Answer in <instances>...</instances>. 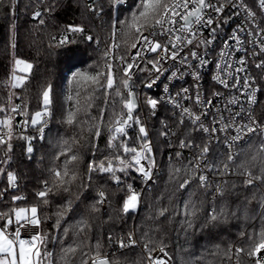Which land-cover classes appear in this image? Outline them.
<instances>
[{
  "label": "trees",
  "instance_id": "1",
  "mask_svg": "<svg viewBox=\"0 0 264 264\" xmlns=\"http://www.w3.org/2000/svg\"><path fill=\"white\" fill-rule=\"evenodd\" d=\"M133 2L129 0L126 5L113 7L109 0H95L94 7H102V12L89 11L87 0H15L11 8L12 0H4V4L0 5V108L5 109L0 112V117L4 119L9 116L11 109L21 103L26 117L31 121L35 112L43 110L42 91L48 85L52 88L51 115L48 116L49 126L44 130L43 138L35 136V131L41 125H32L28 133H18L10 143L3 145V157L8 145H11L13 163L3 174L0 213H11L14 220L13 209L36 206L41 221L39 233L48 237L41 251L46 248L52 253V264H65L62 250L69 245L78 247L74 255H69L68 264H81L83 260L89 264L97 253V243L100 245V254L108 255L113 263L146 264L138 249H118L119 239H126L130 234L152 249L163 246L174 264H234L236 258L240 264H252L248 252L258 242L259 233L264 228L259 207L264 184L257 181L245 187L246 177L240 173L248 169L254 175L261 174L264 134L253 136L247 145L241 147L233 161H228V156L220 154L217 147L214 148L216 158L213 160L218 164L219 178L225 179L221 183L225 194L221 197L216 195L214 184H210L207 191L199 187L190 158L177 154L169 157V143H163L160 134L167 132L164 120L175 125L177 134H174L173 140L177 145L182 140L189 141L191 137H198V133L187 123L179 124L171 120L170 111L159 104L155 115L150 112L146 115L150 129L148 140L153 143L161 168L157 183L144 188L131 170L116 173L124 181L119 187L108 174L93 172L91 180L88 179L90 162L98 164L112 158L114 154L124 155L122 148L108 147L107 131L109 119H115L113 112L118 115L122 110L126 111L123 109L122 97H126L127 92L120 83L124 75L116 61H112L109 55L105 56V52L113 53L116 59L128 56L131 44L135 42V34L125 35L127 28L119 22L130 15L128 9ZM248 2L258 12V0ZM36 11L41 12L38 19L33 18ZM260 17L264 23V15L260 13ZM39 19H43L44 23L40 24ZM70 25L82 27L83 32H68ZM65 36L69 42L61 45L60 40ZM88 36L93 39L89 41ZM114 44L118 47H113ZM14 58L30 62L32 69L25 85L16 88L12 98L10 81ZM107 64L112 65L115 81L113 89L106 91L100 87L106 84L104 77L100 78V85L72 80L73 74L77 72L89 75L104 73L106 76ZM116 87L120 88L121 96L116 95ZM146 94L143 93V96ZM69 95L72 100H68ZM89 103L91 107H88ZM101 109L105 110L104 126L97 139L93 125L99 119ZM69 111L76 112L72 124L66 122ZM257 116L264 125V77L261 79V100ZM139 126L136 124L127 133V137L115 143L119 144L121 139H126L129 147L139 150ZM28 138H31L30 143L34 141L30 155L27 153ZM62 149L65 155L60 154ZM72 155L78 159L72 161L68 168L70 175L75 173L76 179L64 186H54L53 170H63L64 161ZM127 159L131 160V154L127 155ZM225 163L229 165L227 171L223 168ZM176 169L180 171L176 172ZM8 173L16 177V190L9 189ZM184 180H189V184L180 189L179 184ZM46 181L52 190L42 199L37 193L45 191ZM128 184L141 191L142 195L138 209L125 214L121 209L128 195ZM100 191L105 194L103 204L96 203ZM193 192L195 195H192ZM20 193L26 199L14 201L13 197ZM254 193L256 198L252 199ZM190 199L199 211L194 218V226L187 228L182 222L185 220L184 205ZM69 200L72 201L71 210L63 214L57 226V210L64 208ZM94 204L98 211L93 210ZM224 206L228 211L226 218L216 222L207 221L213 207L219 210ZM164 209L167 211L161 216L160 212ZM233 212L236 215L233 216ZM81 219L88 224L83 232L74 227ZM0 222L4 224V220ZM10 227L13 231V226ZM64 229H68L67 235ZM236 249L243 251L237 255ZM44 264H48V261Z\"/></svg>",
  "mask_w": 264,
  "mask_h": 264
},
{
  "label": "snow or ice",
  "instance_id": "2",
  "mask_svg": "<svg viewBox=\"0 0 264 264\" xmlns=\"http://www.w3.org/2000/svg\"><path fill=\"white\" fill-rule=\"evenodd\" d=\"M15 0H12V4L10 5V8L14 6ZM129 3V0H109V4L113 7L115 6H122ZM4 4V0H0V5ZM95 4V0H93V5ZM190 4L192 5L191 10H188L190 7ZM93 5H89L88 9L89 11L93 12H102L103 8L100 7L97 9ZM232 6L235 7V0H232ZM259 8L261 11H264V0H259ZM225 9V4H217L213 3V0H134L133 3H131L129 7V16L125 17L123 21H120L119 23L121 25H124L127 28V31L125 35H132L135 34V42L131 44V48L135 49L137 48V45L143 41V44L147 51L150 52H157L160 50L163 54L158 55L156 59L150 60L149 63L152 65V70H154L157 75L155 79H153L151 82L147 83L145 86L148 88H152L156 82L160 79V75L165 71V69L162 68L161 63L162 61L166 59L170 60H176L178 57H180L181 64H188L189 56L196 61H198V64L200 67H203L210 63L208 60H206L203 56H201L198 51L189 50V56H180V46H187V45H193L196 48H199L200 45H204V47L207 49L209 45L213 44L214 40L216 39V33L219 30L220 23L217 21V27H212L214 23V16L213 13H222ZM246 15L250 18H252L253 22H255V16L256 13L253 12L251 9H249L246 5L244 6ZM49 11L51 9H48ZM183 10V11H181ZM209 10V11H205ZM41 17V12L36 11L33 14L34 19H38ZM176 17H180V19L183 21V24L180 26V28H176L175 25L177 23ZM194 18V19H193ZM40 24L44 23L43 19H39ZM225 23H227V20H224ZM169 25V27H165V25ZM193 24H195L197 27L193 28ZM159 27L161 29L160 34H172L171 38L169 39V44H171V50L169 49L168 45H162L158 41H153L148 38V36L144 35L145 31H149L150 35H156L155 29ZM257 28H259V25H256ZM207 29L209 32V38H205L201 35H199L200 29ZM68 32H83V28L80 26H68L67 28ZM180 32H189L190 35H175V33ZM260 32H264V28L260 29ZM257 33L255 31L249 32V36H255ZM113 36H115V32H113ZM87 39L91 41L93 39L92 36H88ZM230 39L236 40L237 44H240L239 51H244L243 42L239 39V37L235 34V31L230 37ZM68 38L65 36L60 40V44L63 45L65 43H68ZM249 43H254V41H249ZM261 43V51L264 52V40L260 41ZM226 46L227 41L225 42ZM113 47H118V45H113ZM230 47V46H228ZM226 54L221 52L220 55L224 56ZM109 55L108 52H105V56ZM141 56V52L137 51L135 55L133 56V61L135 62L137 57ZM123 60V57H121ZM240 65H244L246 61L244 59H240L238 61ZM15 64L17 67L23 65V71H28L32 68V64L26 63L23 60H16ZM191 67V65H189ZM264 66V62L262 64L257 65V67ZM108 72L105 76L104 73H97L96 75H89L85 72H77L73 74L72 80L77 81L80 83V81H83L84 84L88 85H100V78L104 77L106 79V84L100 85V87L105 88L107 91L108 89L114 88V77L112 74V65L107 64L106 65ZM134 67V63H128L123 68L124 78L121 80V84L123 88L129 89L127 92L126 97H122V104L123 109L126 111H121L118 115L113 112V116H115V119H109L107 131L109 132V140H108V147L109 148H122L124 155H118L114 154L112 158H108L105 160L100 161L98 164L93 161L90 162L88 165V172L89 181L91 180V173L98 172L100 174H108L109 178L114 180L116 185L119 187L121 183H124V181L121 180V177L118 176L116 173H127L130 168H134L136 172L140 174V177L147 182L148 180L152 179V169L156 167V161L154 157L152 156V142L148 140V131L147 129L141 124L140 118L137 116L135 119L133 118V112L136 108V102H135V95L130 90L131 85L129 81L131 80L130 70ZM216 67L220 70V72H223L225 68L231 69L232 66L226 64L224 68H222L219 64L216 65ZM244 68H236L234 69L235 72H241ZM199 72V68L197 67L195 71L193 72L194 76H197V79L199 78L197 73ZM231 75V73H229ZM173 76H175V73H173ZM79 78V80L77 79ZM214 79L219 80L220 83L224 84L225 87H227V82L220 78L219 74L214 77ZM26 77L18 76L15 74V71L13 72L12 79L10 81L11 87L13 88H21L25 85ZM248 85L246 84L245 87ZM164 90L167 92L168 85H164ZM185 92H187V89H184ZM115 93L117 96H121V91L119 87L115 88ZM79 96V93H77ZM218 95V93H217ZM11 99V97H9ZM68 100H72V96H68ZM42 102H43V110L36 112L35 115L31 118V125L36 126L40 124L41 126L38 128V132L40 133V138H43V132H44V125H46L47 121L43 120L42 118L46 116L51 115V105H52V88L51 85H48L43 91H42ZM197 102L199 101V95H197ZM234 103L235 101H230ZM255 103V97L251 98V101ZM105 103L107 104V98L105 100ZM147 103L151 106L153 109V115H155V108L157 106L158 101L156 99L149 98ZM77 105H79V101L77 100ZM88 107H91V104H88ZM19 106L13 107L11 109L12 112L16 113L18 112ZM79 106L77 107V111H79ZM5 111L4 108H0V112ZM104 109L100 110V116L97 122L93 125L95 132L94 135L98 139L101 135V128L104 126ZM188 114L190 117L193 115L188 109H183V112L181 114V120L180 123L183 124V115ZM76 112L69 111L68 116L66 118V122L68 124H72L75 120ZM96 119V118H93ZM200 117L195 116L193 119V123H196L199 121ZM132 122L134 124L140 125L139 126V135L137 137L138 140L141 141L139 150L136 147H129L128 141L126 139H121L120 143H115L118 139L127 137V129L131 127L132 125L129 123ZM27 123V121L25 122ZM253 125H256L255 120L252 118V116H249V124L244 125L243 127L246 128L248 133H253L256 131L258 125L255 127ZM0 126H7L9 131L7 135L9 136V139L11 138V132H12V122L11 117L0 120ZM201 128L203 131L208 132L209 129L203 128L201 125ZM221 131H224V128L220 129ZM212 131H216L215 128L212 129ZM238 134L235 137H232V141L240 140L242 137L239 135V129L237 130ZM264 132V130H262ZM162 136H167L168 132H161ZM174 134V133H173ZM29 139V145L27 147V153L30 155L33 151V148L31 146ZM5 140L3 136H0V144H4ZM65 144L67 141L64 142ZM181 147H187L190 146L189 143H186L185 141H180ZM9 149L11 148V145H8ZM262 150H264V142H262L261 145ZM208 152L207 146L203 148V150L200 153V156L203 157ZM61 155H65L64 150H61ZM131 154V160L127 159V155ZM177 156H179V153H177ZM59 157H57L58 159ZM78 157L76 155H72L70 157H67L64 161L63 170H53V176L55 177V180L53 181L54 186L60 187L67 184H70L73 180L76 179L75 173H72L70 175L68 165L72 161H76ZM255 160L256 157H253ZM142 161H145L146 163H142ZM228 161H233V154L230 152L228 155ZM118 164V166H116ZM199 168V165L196 166ZM229 165L227 163L224 164L223 168L224 171L228 170ZM176 172H179V169L175 170ZM261 174L260 175H254L250 170L245 169L243 172H241V175H244L246 178L244 180L245 187L252 186L256 184L257 181H259L261 184H264V161H262V167L260 169ZM16 177L12 173H8V180L10 184H14ZM199 187L203 188L205 191H207V188L210 187L207 181V177L205 175H199ZM189 184V180H184L179 184L180 189L186 188V186ZM52 189L49 188L48 182H45V191H40L37 193V195L40 198H45L49 191ZM65 191L68 189L65 187ZM128 195L126 196L123 207L121 211L125 214L129 213V211H135L140 203V193H138L135 189H133L131 184L127 185ZM216 195L223 197L225 192L224 189L221 188L219 185L216 186ZM99 200H97V204H103L105 201V194L103 191L99 192ZM192 195H195V192L192 193ZM255 193L253 194L252 199H255ZM23 199V197H13V200H19ZM45 203H47V200H44ZM251 201H249L250 203ZM72 201L69 200L67 202V205L64 208L57 210V226H59V220L65 214L67 211L71 210ZM185 207V220L182 222L184 225L187 226V228H192L194 226V218L197 216V212L199 211V208L197 205L191 201V199L184 205ZM259 207L261 208L260 212V218L262 223H264V194L260 196L259 199ZM93 210H97L96 204L92 205ZM30 211V216L27 215V213ZM167 210H161L160 215L163 216ZM245 216L247 217V209L245 208ZM12 212H14L15 221H13L12 214L11 213H0V220H4V224L0 225V264H44V262L47 260L48 264H52L51 257L52 253L48 252L45 248L44 251H41L42 246H44L47 241L48 237L46 235H41L39 232H36L35 234H32L28 236V233L33 232L34 228H38L41 221L40 217L38 216V208L36 206H32L30 209L27 208H17L13 209ZM233 216L236 215L235 212L231 213ZM228 215V211L226 206L219 208V210L215 207L212 208L211 212L207 216V221L216 222L223 218H226ZM17 225L13 231L9 232V227L13 225V223ZM79 232H83L88 228V224L86 220L81 219L77 222V225H75ZM22 230L25 232V238H22ZM65 235L68 233V229H64ZM111 240V237H109ZM136 241L132 239L131 234L129 235V243L126 244L123 240L120 241V247H129L130 245H135ZM78 247V246H77ZM77 247H73L72 245H69L67 248H64L63 251V259L65 261V264H68V257L70 254H75L77 251ZM100 245L97 243V253L94 257L91 258L92 264H113L112 261L107 256H102L100 252L98 251ZM145 250L149 253L148 259L149 264H170L171 258L169 257L167 260L161 259L159 257L153 258L151 256V252L154 250L149 247L148 244L144 245ZM264 250V228H262L261 232L259 233L258 242H255L253 244V247L248 252L249 256H259L260 258L255 261V264H264V256H260L261 251ZM160 251L164 252L165 256H168L167 252L164 251V247H160ZM243 249H236L237 254L242 252ZM81 264H88L87 260H83Z\"/></svg>",
  "mask_w": 264,
  "mask_h": 264
},
{
  "label": "built area",
  "instance_id": "3",
  "mask_svg": "<svg viewBox=\"0 0 264 264\" xmlns=\"http://www.w3.org/2000/svg\"><path fill=\"white\" fill-rule=\"evenodd\" d=\"M88 5H93V0H87ZM213 3L225 4V9L222 13H213L214 23L212 27H217V21L220 23L219 30L216 33V39L213 44L209 45L206 49L204 45H200L199 48H196L193 45L183 46L181 45L180 56H189V50L198 51V53L203 56L210 63L200 67L198 61L189 56L188 64H181L180 57L176 60L166 59L162 61L161 66L165 71L160 75V79L152 88H148L145 85L155 79L157 73L152 70V65L149 63L150 60H154L158 55L163 53L158 50L157 52L147 51L143 41L137 45V48H131L127 57L116 59L113 53H109V58L112 61H116V64L120 71L123 73V68L128 63H134V67L130 70L131 75V88L130 90L134 93L137 99L138 111L133 114V118L139 117L140 122L142 121L143 126L148 131V138L150 137V129L148 127L146 115L147 112L153 113V109L147 103L148 99H156L158 101L155 108V114L158 110V105H163L166 109L170 111V119L177 121L179 124L181 120V114L183 109H188L193 115L190 117L188 114L183 115V124L187 123L194 128V132L198 133V137H191V139L184 140L186 143H189L190 146L181 147L177 145L175 140H173L174 134H177V130L174 124L168 120L163 121V125L167 127V136L162 137V142H168V155L169 157L174 154L179 153V155L186 156L191 159L193 163L194 172L197 175H205L207 177L208 184H214L215 186H223L225 179L219 178L218 164L214 162L213 158H216L214 153V148H218L220 154L229 155L231 152L233 154V159L238 156L241 147L247 145L253 136L258 134H264V125L261 123L257 116L258 107L261 100V79L264 77V66L257 67V65L264 62V52L261 51V40H264V32H260L261 28H264V23L261 20L260 13L264 15V11H261L259 8L258 0V12L250 5L248 0H235V7L232 6V0H213ZM247 6L253 12L256 13L255 22L252 18L246 15L244 6ZM94 6V5H93ZM192 5L188 10H191ZM183 11V10H181ZM206 12L209 10H205ZM194 19V18H193ZM227 20V23L224 20ZM177 23L176 28H180L183 24V21L180 17H176ZM259 25V28L256 25ZM169 27V25H165ZM197 27L193 24V28ZM156 35H150L149 31H145L144 35L148 36L150 40L158 41L162 45H168L171 50V44H169V39L172 34L161 35V29L157 27L155 29ZM239 37L243 42L244 51H239L240 44L236 43V40L230 39L233 33ZM255 31L257 35L249 36V32ZM175 35H190L189 32L180 33L177 32ZM199 35L209 38V32L207 29H200ZM227 41L226 46L225 42ZM249 41H254V43H249ZM137 51L141 52V56L137 57L135 62L133 61V56ZM230 53L224 56H221V52ZM244 59L246 63L240 65L238 61ZM219 64L222 68L226 64L231 65L232 68H225L223 72L216 67ZM191 65V67L189 66ZM199 68L197 76L193 75V72L196 68ZM243 67L244 70L241 72H235L234 69ZM175 73V76H173ZM231 73V75L229 74ZM219 74L220 78L227 82V87L224 84L220 83L219 80L214 79L215 76ZM124 75V73H123ZM168 85V90L165 92L164 85ZM248 85L245 87V85ZM187 89V92L184 91ZM129 91V90H128ZM143 93L150 94V96L145 98ZM218 93V95H217ZM197 95H199V101L197 102ZM255 97V103L250 102L251 98ZM235 101L234 103L230 101ZM19 106V111L14 113L11 111L10 116L12 122V132L11 138L7 135L9 129L7 126H0V136L4 137L5 143H10L14 136L18 133H28L31 129V121L26 117L22 104L15 105ZM255 120L257 127L256 131L253 133H248L244 125L249 124V116ZM195 116H199L200 119L196 123H193ZM8 117V118H9ZM48 116L43 117V120L47 121ZM0 120H4L3 117H0ZM27 121V123H25ZM132 126L127 129V133L134 129L135 125L132 122H129ZM203 128L209 129L208 132L202 130ZM256 125H253L254 127ZM49 126L48 123L44 125V130ZM215 128L216 131H212ZM224 128V131L220 129ZM239 129V135L242 137L240 140L232 141V137L237 136ZM174 133V134H173ZM44 134V132H43ZM35 136L40 137L38 130L35 131ZM151 141V140H150ZM34 141H32L31 146ZM152 142V141H151ZM0 144V174H2V179L0 181V201L3 200V174H5L9 166L13 163V155L11 148L7 147V152L3 157V145ZM180 144V143H179ZM207 146L208 152L203 157L200 156L203 148ZM152 156L156 161V167L152 169V179L145 182L138 172L134 168L130 170L134 172L140 181L143 184L144 188H149L152 185L157 183L158 175L161 173V168L156 158L155 148L152 143ZM142 163H146L142 161ZM219 163V161L217 162ZM197 164L199 168H197ZM45 186V184H44ZM52 186V184L50 185ZM18 187L17 182L14 184L9 183L10 190H16ZM140 193L142 192L138 189H135ZM16 197H23V199L15 201H23L26 199V196L23 193L18 194ZM140 205V203H139ZM15 221V219L13 220ZM0 225H3L0 222ZM13 228L17 225L13 223ZM39 232V227L34 228L33 232L28 233L30 236ZM22 238H25V232L22 230ZM132 239L136 241L135 245H130L129 247H120V241L123 240L126 244L129 243V237L124 239L121 238L118 241V249L126 250L128 248L138 249L143 257L146 260V264H149L148 255L149 253L145 250L144 245L139 242L137 237L133 234L131 235ZM165 252H167L164 249ZM241 253V252H240ZM239 253V254H240ZM168 254V253H167ZM238 255V254H237ZM107 256L108 255H102ZM153 258L159 257L161 259L167 260L170 256H165L164 252L160 251V248L154 249L151 252ZM260 256H264V250L261 251ZM171 258V257H170ZM259 256H251L252 264H255V261L259 259ZM89 264H92L90 261ZM170 264H174L172 259ZM234 264H240L237 261V258L234 261Z\"/></svg>",
  "mask_w": 264,
  "mask_h": 264
},
{
  "label": "rangeland",
  "instance_id": "4",
  "mask_svg": "<svg viewBox=\"0 0 264 264\" xmlns=\"http://www.w3.org/2000/svg\"><path fill=\"white\" fill-rule=\"evenodd\" d=\"M131 50V49H130ZM16 60H22V59H19V58H14L13 59V72L15 71V74L16 75H18V76H22V77H26V79H27V76L30 74V72H31V69L30 70H28V71H23L22 69H23V65H21V66H19V67H17L16 66V64H15V61ZM23 61H25L26 63H30V62H28V61H26V60H23ZM31 64V63H30ZM13 72H12V75H13ZM11 79H12V77H11ZM11 85V84H10ZM15 89L16 88H13V87H11V96H12V98H14V96H15ZM151 95H152V93H150ZM150 94H146L145 95V98H147L148 99V97L150 96ZM13 106H14V104H13ZM15 107V106H14ZM37 112H39V111H37ZM36 113V112H35ZM35 113H34V115H35ZM33 115V116H34ZM10 116V115H9ZM9 116H7V117H5L4 118V120L5 119H7ZM43 119V118H42ZM38 125H40V124H38ZM37 126V125H36ZM131 169V168H130ZM129 169V170H130ZM1 179H2V174H0V181H1ZM138 207H139V205H138ZM138 207H137V209H138ZM136 209V210H137ZM27 215L28 216H30L31 214H30V211L27 213ZM9 232H11L12 231V228L11 227H9Z\"/></svg>",
  "mask_w": 264,
  "mask_h": 264
},
{
  "label": "water",
  "instance_id": "5",
  "mask_svg": "<svg viewBox=\"0 0 264 264\" xmlns=\"http://www.w3.org/2000/svg\"><path fill=\"white\" fill-rule=\"evenodd\" d=\"M129 83H130V85H131V81H129ZM124 90H125L126 92H128L129 89H125V88H124ZM135 102H136V108L134 109L133 114H135V113L138 111V104H137L136 96H135ZM110 261H111V260H110ZM113 264H120V263H113Z\"/></svg>",
  "mask_w": 264,
  "mask_h": 264
}]
</instances>
